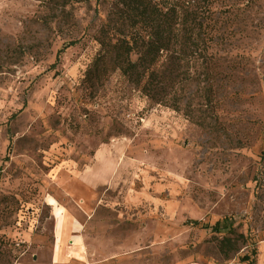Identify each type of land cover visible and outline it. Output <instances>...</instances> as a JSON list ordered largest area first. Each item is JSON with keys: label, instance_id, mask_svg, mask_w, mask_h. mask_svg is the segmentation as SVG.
I'll use <instances>...</instances> for the list:
<instances>
[{"label": "rangeland", "instance_id": "374dc122", "mask_svg": "<svg viewBox=\"0 0 264 264\" xmlns=\"http://www.w3.org/2000/svg\"><path fill=\"white\" fill-rule=\"evenodd\" d=\"M118 1L0 0V264H264V0H151L188 37L151 96L94 64Z\"/></svg>", "mask_w": 264, "mask_h": 264}, {"label": "trees", "instance_id": "16d2710c", "mask_svg": "<svg viewBox=\"0 0 264 264\" xmlns=\"http://www.w3.org/2000/svg\"><path fill=\"white\" fill-rule=\"evenodd\" d=\"M174 14L169 9L162 11L151 0H119L112 17L99 31L100 52L94 64L108 59L141 92L151 96L150 91L158 83L173 81L178 76L175 70L179 58L184 57L183 46L188 37L178 39ZM176 44L180 47L174 50ZM132 54H136L134 60ZM163 54L167 57L165 66L159 64ZM101 70L100 67L98 76L102 75ZM212 238L224 261L232 259L247 244L245 234L234 227Z\"/></svg>", "mask_w": 264, "mask_h": 264}, {"label": "bare ground", "instance_id": "6f19581e", "mask_svg": "<svg viewBox=\"0 0 264 264\" xmlns=\"http://www.w3.org/2000/svg\"><path fill=\"white\" fill-rule=\"evenodd\" d=\"M50 203L53 205V211L56 218V229L57 231L60 229L61 223H62V208L58 207L56 202L53 199H49ZM60 245L57 242L56 244V252H59ZM76 256V254H74ZM56 262V261H54Z\"/></svg>", "mask_w": 264, "mask_h": 264}]
</instances>
